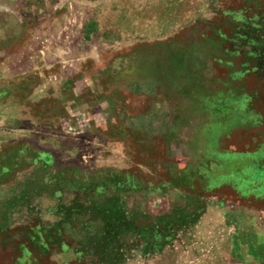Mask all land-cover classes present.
Wrapping results in <instances>:
<instances>
[{"label": "rangeland", "instance_id": "1", "mask_svg": "<svg viewBox=\"0 0 264 264\" xmlns=\"http://www.w3.org/2000/svg\"><path fill=\"white\" fill-rule=\"evenodd\" d=\"M0 264H264V0H0Z\"/></svg>", "mask_w": 264, "mask_h": 264}]
</instances>
